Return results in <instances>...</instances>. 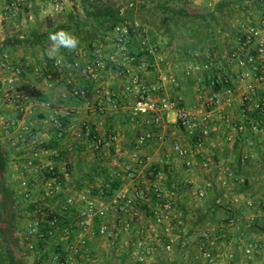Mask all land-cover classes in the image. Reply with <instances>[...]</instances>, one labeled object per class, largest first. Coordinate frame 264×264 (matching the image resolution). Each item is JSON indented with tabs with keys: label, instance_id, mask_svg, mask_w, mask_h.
<instances>
[{
	"label": "crops",
	"instance_id": "crops-1",
	"mask_svg": "<svg viewBox=\"0 0 264 264\" xmlns=\"http://www.w3.org/2000/svg\"><path fill=\"white\" fill-rule=\"evenodd\" d=\"M262 3L259 8V5L256 3H254L255 5L253 6L249 5L251 4L250 1L248 5L244 6L247 8L243 10L244 12L241 15L237 17H232L230 15L225 16L228 19L230 18L233 22H229L227 28L223 31L221 43L222 50H225V54L222 55L221 58L218 59V57L213 56L215 50H219L221 47L220 44H214V42L210 45L208 44L209 46H207L205 50H200V52L193 51L190 53L185 49L188 60L184 61V69L188 77V85L181 84L175 76L174 78L178 82V85L172 83L171 80L164 81L161 91L158 93L159 96L167 95L169 97H179L184 106L193 108L199 103L202 93L207 96L213 93V87L208 83L209 79L217 78L218 76L229 77L230 81L227 85L234 91L233 106L229 107L227 104H223L221 107L213 110V118L210 122V135L205 139L202 153L193 151V139L179 123L175 121L174 113L165 114L167 123L164 128L150 127L143 123L142 118L139 119L140 121L136 122L131 113V105L134 97L123 93L124 79L119 75L120 67L108 63H106L101 77V83L104 85L105 93V96L102 95V97L105 99H99L96 102L97 99L94 97L92 103L94 110H90L82 105L80 111L77 112L75 116L68 117V128L61 133L60 129L52 124V119L57 115V111L60 115H64L66 109H68L66 106L67 104L64 102V98L67 95L66 86L61 83L56 86H48L45 78H41L31 70L33 66L42 68L46 65L45 53L43 50L40 51V47L33 49L22 45L18 46L17 49L9 48L13 52L10 58L13 62H20L24 56L27 59L26 64H28V67L24 69L25 74L23 73V80L19 83L18 88L26 94L30 100L28 111L20 113L16 110L15 103L12 99L0 95V143L9 153L7 170L3 173L6 188H0V191H14L18 197V202L21 199L25 201V210L20 207L17 209L19 215L25 212L23 222L17 217L19 220L17 224L18 230L14 232V238L18 241L19 245V247L13 246L14 250H16L14 252L17 258L22 257V252L20 251L21 247L23 252L28 253V261L31 259L34 262L35 260V255L32 252L33 249L29 246L35 238L29 232V228L35 216L32 217L33 212L28 209L29 204L35 201L38 202L37 207L42 209L43 212L47 209H56L59 216L65 215L67 219L69 218L72 220V222L68 223V226L76 231L72 242L69 244L67 243V247L71 250L70 260H72L71 262L73 264L79 263L74 246H80L83 241H86V243L88 241L91 246L93 243V253H95L99 250L96 244H94V237H96V239L102 241L103 249L107 250L106 240L95 233L99 222L97 223V221H95L89 227H81L77 223V205L69 207L67 211L68 214L62 209L68 194L82 191L76 188V179L84 177L89 166L97 165L99 164L98 161H101L89 147L79 151L76 146L78 145L77 143H79L76 137L79 127L84 121H89L91 125L95 126L99 135L106 138L111 133L117 135L118 139L113 143L114 153L110 148L104 149L103 152L106 160L101 162L106 163L111 167L110 169H116L118 171L116 173L118 174L120 173L118 169L125 172L128 171V166H132L129 171L130 173L128 172V180L121 187L128 189L129 193L133 194L135 191L142 188L146 191H150L153 186L158 185L161 191H163L170 200L172 199L171 195H173V193L165 191V188H170L171 185L173 186V183L178 181L177 178L179 175L178 171L175 169V161L178 160L174 159H180L184 163V159L179 156L175 149L176 144L188 146L192 150L191 155L194 159L200 162L202 160L209 162V167L203 168L200 165H194L191 169H188L184 163L185 175L190 182H196L194 176L192 179H189L192 170L200 171V174L203 172L204 178L198 176V180L201 179L202 182H204L203 187L200 189L206 190V202L198 209L201 214L206 213V225L202 224V231L200 230L201 244L205 243L206 247L212 251L216 264H264V229L262 227L264 223L261 222V220L264 219V191L259 187H255L257 181L264 178V113L254 115V117L262 121L263 131L255 133L248 130L237 141H230L227 139L226 135L230 125L229 121L224 118L225 116H229L233 121H247V117L242 115L239 105L238 94L243 90V85L238 78L239 67L237 66L236 59L232 57V54L238 44L237 38L239 28L237 22L243 21L252 24L264 23V3ZM255 9H259L258 13ZM18 15H21V13L18 12ZM12 17L14 16L5 17L4 11L0 9V25L6 20H11ZM228 25L230 28H228ZM151 30L152 29H150V36ZM5 39L6 38L0 41V61L3 60L1 44ZM133 46L134 51L143 55L141 54L142 51L138 49L137 46ZM157 53L159 52L156 51L151 57L149 55L146 57L150 61L151 68H149L152 69V73L146 72L147 74H144V80L148 81L150 84L157 82L158 76L164 74L162 72V65L165 62L163 58L164 54L162 51L160 55ZM208 59L213 63L211 70L206 71L201 67L200 70L194 69L191 70V72L189 71V65L198 64L202 66ZM77 75L82 76L85 75V73L80 70V72H77ZM172 78L173 77H171V79ZM192 87L194 92L191 90ZM170 88H174V91L172 90L174 95L169 94ZM115 93H117V96ZM184 93L187 95L189 94L190 98L191 96L194 97V100H192V102L190 100L188 103L185 102ZM38 95H40V97L36 98ZM40 98L45 99V102L41 101ZM25 126L30 127L33 134H24L19 138V133ZM146 129H151L155 137L139 152L143 162H134L130 157L134 139L139 132ZM58 132L59 134H57ZM163 135L164 139H161L160 136ZM168 137L170 140L166 141ZM56 138L59 140L58 148L61 152H65L64 158L60 156L56 160V163L59 164L60 168L65 163L70 164L71 171L76 175L72 176L71 174V178L67 181H63L60 177L56 184H54L53 195H50V188L47 183L49 173L42 165L45 160L50 157L45 152L46 143L54 141ZM13 139L17 140L15 145H12L11 141ZM31 160L35 162L34 166H29L28 163ZM95 161L97 162L95 163ZM198 167H200L201 170H199ZM221 167L227 168V172H222L223 169H221ZM194 174L195 172L193 175ZM219 182L223 183L224 187H221L222 189L217 191L215 195L214 190ZM196 197L201 199L197 195V192ZM95 198L99 200H108V198L99 195H95ZM183 198L184 200L189 199L188 196H183ZM4 202V196L0 192V219L3 216ZM249 202L253 204L251 205ZM143 203L144 201L139 207V212L142 209ZM172 204L174 206L173 213L176 208L174 202H172ZM187 204V206H189L190 203L187 202ZM150 208H152V206ZM145 213L148 217L146 221L141 222L142 214L140 212V216L132 220V228L130 231H120L119 238H122L121 234L127 236L126 239L123 240L127 245L124 247L122 245L120 251L124 252L134 239L137 242L141 238L146 240L145 247L148 251L152 245H154L155 248L163 245L167 236L152 240L148 239L144 233H141L142 228L146 229L153 224L152 215L146 211ZM116 215H118L117 212ZM113 218H115V216ZM231 219H234L233 224L230 223ZM167 222L170 224V234L175 235L177 238L176 247L180 248L183 238L187 236L174 233L176 227L175 223L171 224L169 219ZM194 225L196 226L197 224L195 223ZM205 229L206 232L210 231L211 234L209 237H206V240H203ZM67 233L66 235L62 230H56L53 234L54 240H52L51 243L57 240H66L71 232ZM188 233H191V230L188 231ZM188 233L186 232V234ZM116 243H119V240ZM249 244L255 245L257 249L255 254L251 256L245 255V248ZM4 245L3 236L0 234V251ZM83 246L82 244V247ZM82 247L80 249H82ZM107 247L109 246L107 245ZM88 250L87 248L85 252L87 253ZM90 257L88 253V259L91 262L93 258ZM205 263L209 264L207 261H205ZM29 264L32 263L29 262ZM46 264H50V261L48 260Z\"/></svg>",
	"mask_w": 264,
	"mask_h": 264
},
{
	"label": "built area",
	"instance_id": "built-area-1",
	"mask_svg": "<svg viewBox=\"0 0 264 264\" xmlns=\"http://www.w3.org/2000/svg\"><path fill=\"white\" fill-rule=\"evenodd\" d=\"M30 0H0V9L4 11L5 17H11L18 12H22V9L29 4ZM211 3H218L221 0H209ZM47 5H51L56 10L62 8L61 0H50ZM238 38L237 48L232 54V57L236 59L237 66L239 67L238 78L243 85V90L238 94L239 105L241 107L242 115L247 117V121L244 120H231L229 116H225L229 121V129L227 131V139L230 141H237L246 131L258 133L263 131L262 121L258 120L254 115H260L264 113V23L252 24L249 22H237ZM108 43L98 47L95 52L97 57L93 62L86 61V65L82 67L81 59L87 58V53L84 50H77L74 52V62L70 63L68 60L58 58L54 64L60 69L66 62L76 69L82 70L85 74L90 73L95 79L102 77V71L106 66L107 59L112 60V64H115L119 69V75L123 80V93L126 95H132L134 97L131 105V113L133 119L141 117L143 123L148 126H155L157 128H164L167 119L165 114L174 113L175 121L188 133L193 139L194 149L196 153H202L205 144V139L210 135L211 126L210 122L213 118V110L221 107L223 104L232 107L234 102V91L227 84L229 83V77L218 76L217 78H211L210 86L213 87V93L200 95L199 103L193 107L188 108L184 106L179 97H169L167 95L159 96L164 81H172L175 85L178 82L173 77L169 79L164 74L158 76L157 82L149 83L144 80V74L150 67V61L146 58L148 55H154L157 51L156 46H153L150 42V28L143 25L138 20H125L122 23L116 25V27L107 36ZM133 41V42H132ZM137 43L141 51H145L143 55H139L138 52L132 51V46ZM112 49V51H108ZM104 50H107L103 52ZM0 61V95L5 98H10L15 103V108L20 113L28 111L30 106V100L26 94H24L19 88V83L23 80L22 66L18 63H13L12 60ZM212 61L206 60L202 66L198 64L189 65L188 69H199L202 67L204 70L209 71L212 69ZM34 72L42 77L40 67H35ZM51 75L44 77L46 84L51 86L49 79ZM219 84V85H218ZM219 86V88H217ZM97 93L100 95L104 91V85L101 83L97 86ZM207 89V86H206ZM80 91L85 94L87 91L79 88L76 92ZM84 106L90 110H94V106L91 101H87ZM80 109L73 108L66 111V113H77ZM57 115L52 119V124L58 128L63 126L60 119V113L57 111ZM140 119V118H139ZM83 129L87 136L91 132V126L89 121L83 123ZM24 134L32 135L30 127H23L19 133V138ZM78 137L82 135L77 132ZM155 137L154 132L151 129H146L139 132L133 142L132 150L130 151L131 160L134 162L142 163L143 159L139 154L140 150L147 146L148 143ZM164 139V135L160 136ZM118 139L117 135L110 134L107 138L95 135L90 140L89 147L93 150L100 148L109 149L114 142ZM12 145H15L17 140L13 139ZM175 149L180 157L184 159V163L188 169H191L194 165H200L203 168L209 167L210 163L206 160L201 162L194 159L191 153L192 150L185 145L176 144ZM50 157L45 160L43 167L47 172L51 173L48 177V186L50 188L49 194L53 195L54 184L61 179L67 181L71 178V173L68 164L65 163L60 168L56 160L60 157V151L58 148L46 149L45 151ZM29 166H34L33 160L29 161ZM132 166H128L127 170L130 171ZM222 172H227V168L221 167ZM130 173V172H129ZM71 189V188H70ZM153 190L158 198V201L152 205L151 212L153 218V224L149 227L142 228L141 233H144L148 239H157L162 236H167L158 248L162 250L171 251L176 246V236L170 234V224L167 222L170 214L173 211V204L171 200L164 196L161 192V188L158 185L153 186ZM71 191V190H70ZM206 194L205 189H199L197 195L201 198ZM147 199V191L142 188L135 191V193H129L128 189L120 188L115 191L108 200L97 199L90 188L83 189L67 195V199L62 206L64 211H67L70 206L77 205V223L81 227H89L97 219L99 220L96 234L103 237L107 245L113 247L119 239L121 230H131L132 220L140 216L139 207L142 202ZM251 205L252 202H249ZM116 212L118 215H116ZM115 216V218H113ZM58 221V216L54 217L52 223ZM40 219H35L30 226L31 233L38 232ZM230 223H234V219H231ZM210 231H205L203 240L209 237ZM86 241H83L80 246H74L76 252L84 245ZM146 240L139 239L137 241V247L135 253L140 261H148L149 254L152 247L147 250ZM154 246V245H153ZM32 248V246H31ZM256 246L249 244L245 248V255L251 256L256 252ZM201 256L209 264H216L215 257L212 251L206 247L203 243L199 247ZM69 262V261H68ZM58 264H69L64 261L58 262ZM72 264V263H70Z\"/></svg>",
	"mask_w": 264,
	"mask_h": 264
},
{
	"label": "trees",
	"instance_id": "trees-1",
	"mask_svg": "<svg viewBox=\"0 0 264 264\" xmlns=\"http://www.w3.org/2000/svg\"><path fill=\"white\" fill-rule=\"evenodd\" d=\"M174 0H80L82 12L77 15L76 19L74 20L75 23H73L69 29L65 28L66 32L73 33L74 35H79L81 37V46H77L74 50H69L67 48L61 47L59 50V53L50 55L47 53V46L45 44V40L49 38L50 33L58 32L62 27H54L50 29V27L46 30H41L37 27H34L29 31L28 34L24 36L22 31H17L16 34L6 37L5 41L2 42L1 49L3 51V60H7L5 58V55H7L8 59L11 58V55L13 52L11 49H17L18 46H28L33 49L36 47H40L41 50L44 51V55L46 58V65L44 67H40L42 77L44 78L46 76L51 75L49 77L52 85L56 86L57 84L61 83L62 85L66 86V97L64 98V102L67 104L66 106L68 110L80 109L82 105H84L87 101H91L93 103L94 97L97 99L96 102L100 99L104 100L105 98L102 97L105 96L104 91L102 94L97 93V86L100 84V79H95L90 73H86L85 75L78 76L77 72H80L79 70H76L72 68L68 62L72 63L74 62L75 54L74 52L77 50H84L87 53V58L81 59V65L82 67L86 65V61L93 62L94 59L97 57L95 50L100 47L103 44H107V36L111 33V31L116 27V25L122 23L125 20H134L138 19L140 20L143 25L148 26V28L151 30V36H150V42L153 44V41L156 37V30L153 29L151 24L148 21H143L142 19L138 18L136 15V12L139 13L142 11V9L146 7H154L159 8L164 12V15L162 17V24L166 28L167 32L172 36L173 30L171 23L174 21V19L179 15L180 17H183L185 19H189L192 16L200 15L202 17H210L214 21H219V15L220 13H223V10L230 5L232 1L229 0H221L214 7L212 10H199V11H193L192 13L189 12L188 6L183 7H175L173 6L172 2ZM253 3H256L257 5H260L262 3V0H251ZM188 2V1H187ZM263 4V3H262ZM247 7L243 6V9ZM21 13V11L19 12ZM210 28V24H208ZM63 29V28H62ZM89 33V34H87ZM72 34V35H73ZM83 34V35H82ZM83 36V37H82ZM214 36V37H213ZM207 38H212V42L214 44L216 43L214 40L215 33L214 31H209L206 34ZM133 42V41H132ZM211 42V43H212ZM135 46H137L138 49H140L137 45V43H134ZM134 46H132V51ZM107 50H104L105 52ZM108 51H112V49H108ZM145 53V51H142L141 54ZM50 55V56H49ZM140 55V54H139ZM151 57V55H149ZM58 58H63L68 60V62L65 63L64 66H61L60 69L55 66L54 62ZM11 60V59H10ZM26 57L24 56L20 62L18 63L20 66H22V76L23 73L25 74L24 69H27L28 64H26ZM108 64H112L111 59H105ZM15 63V62H13ZM35 67L33 66L31 70L34 71ZM24 71V72H23ZM211 79L208 80V83L210 84ZM51 85V86H52ZM219 85V84H218ZM82 88L86 90L87 92L85 94L81 93L80 91L76 92V89ZM218 88V86H217ZM117 96V93H115ZM40 95H38L36 98H39ZM41 101L45 102V99L40 98ZM98 108V107H97ZM64 115H60V119L63 123V126L60 129L61 133L62 131H65L67 127V120L70 116H75L76 113H66ZM133 117V116H132ZM141 118V117H139ZM139 118H137L139 120ZM137 122V120L135 119ZM85 122V121H84ZM83 122V123H84ZM83 123L79 127L77 132H80L82 135L81 137H78L76 134V137L78 138L77 141V149L80 151L82 149H86L89 147L90 140L94 138L95 135H99L95 129V126L91 125V132L87 136L85 135V131L83 129ZM55 126V125H54ZM155 127V126H154ZM59 134V132L57 133ZM115 135L114 133H111ZM101 136V135H100ZM59 140L56 138L54 141H50L46 143V149H54L58 148ZM90 148V147H89ZM59 149V148H58ZM91 149V148H90ZM105 148H100L98 150H93L95 152V155L101 159V161L106 160L105 154H104ZM112 152L114 151V146L112 145L110 147ZM60 151V156L64 158L65 152ZM114 153V152H113ZM101 161H98L99 164L94 166H89L87 173L84 175V177H79L76 179V188L79 190L90 188L94 195H99L104 198H109L115 191L120 189L128 180V172L129 171H121L119 170V174L116 169H110L106 163H103ZM9 162V153L3 148V146L0 143V188H6L4 184V178L3 173L6 172L7 166ZM97 161H95L96 163ZM70 173L72 176H75L76 174L71 171V166L68 164ZM49 176H51V173L49 172ZM2 195L4 196L5 202L3 205V216L0 219V234H2L5 245L2 246V249L0 251V264H29L27 260L28 253L23 252V250L20 247V251L22 252V257L17 258L16 254L14 252L13 246H18V241L14 238V232L15 230H18L17 224L19 223V220L17 217L19 216L18 212V197L14 191H0ZM162 194L163 191H161ZM164 196H166L164 194ZM158 201V198L153 190V188L150 189V191H147V199L144 200V203L142 205V209L145 210L147 213L152 215L151 212V206L155 204ZM38 202H32L29 204L28 209L33 212L34 219H40V225L38 232L35 234L31 233V229L29 228V232L35 237L33 242L29 244V246H32L33 254L35 255V260L33 264H46V262L49 260L50 264H58L60 261H64L67 263H72L70 260L71 258V250L67 247V245L72 242L73 236L75 234V231L68 226V223L72 222L71 219H67V217L64 215L59 216L58 211L55 209L53 210H46L45 212L42 211V209H39L37 207ZM71 207V206H70ZM39 209V210H38ZM264 209V208H263ZM71 210V208H70ZM42 211V212H41ZM68 211V210H67ZM66 213L68 214V212ZM58 216V221L56 223H52L54 220V217ZM202 216H205L203 214ZM203 220V217H199L198 221ZM264 220V219H263ZM97 223L99 220H96ZM264 229V224L262 225ZM69 228V229H68ZM73 228V227H72ZM56 230H62L63 233L66 235L67 232H71V234L66 238V240H57L51 243L53 239V234ZM56 238V237H55ZM68 243V244H67ZM90 244L87 241L85 242L82 249H80L76 256L78 258V261L80 264H91L88 259V252L86 253L85 250L87 248L90 249ZM137 247V242L134 239V241L129 245V248L125 250L124 252L120 253L118 257L114 258H108L105 259L104 264H192V263H181L178 260H171L167 257H159L157 260L150 262L148 261H140L135 253V248ZM28 252V251H27ZM69 261V262H68ZM73 264V263H72Z\"/></svg>",
	"mask_w": 264,
	"mask_h": 264
},
{
	"label": "rangeland",
	"instance_id": "rangeland-1",
	"mask_svg": "<svg viewBox=\"0 0 264 264\" xmlns=\"http://www.w3.org/2000/svg\"><path fill=\"white\" fill-rule=\"evenodd\" d=\"M49 1L50 0H30L29 4H27L25 8L22 9L21 15H18L17 13L15 15L13 14L14 17H12L11 20H6L5 22H3L2 25H0V41H2V39L6 37L16 34L17 31H22L25 36L34 27H37L41 30H46L49 27L50 29L54 27H62L63 29L61 28L60 31H65V28L69 29L70 27H72L71 25L75 23L74 20L76 19L77 15L82 12L80 0H61L63 5L62 8L59 10H56L51 5H47ZM229 1H232L230 5L223 10V13L218 14V22L214 21L210 17L206 18L200 15L192 16L189 19H185L178 15L171 23V28L173 30L172 36L169 34V32H167L166 28L162 24V17L164 15V12L161 9L149 6L142 9V11L139 13L136 12V16L138 18L142 19L143 21H148L151 26H153L152 28L156 30L155 32H157V35L153 41V46H156L157 52H159L157 53L158 55H160L161 51L164 54L163 58L165 59V62L162 65V72L167 77H169V79H171V77L176 76V78L181 84L188 85V77L184 69V61L188 60V55L185 52V49L188 50L190 53L193 51L200 52V50L202 49L205 50L206 47L209 46L212 42V38L210 39L206 37V34L210 30L214 31L215 33L214 40H216V44H220L221 46L219 50H215L213 56H216L219 59L222 55L225 54V50H222L221 38L224 29L227 28V24L232 21L230 18L228 19L225 16L230 15L232 17H237L241 15L244 12L243 6L248 5L251 0ZM262 2L264 3V0H262ZM172 4L175 7L188 6L190 13L199 10H212L214 5H216L214 3H211L209 0H174ZM249 5L253 6L255 4L251 1V4ZM255 11L258 13L259 9H255ZM208 24H210V28ZM228 28H230L229 25ZM74 36L79 40L78 45L81 46L82 38L79 37V35ZM45 44L48 48V54L53 55L59 53L60 48L57 51L53 46V42L49 38L45 40ZM39 49L41 51V48ZM150 68L147 70V73H152V69ZM172 90L174 91V88L169 89L170 95H174L172 93ZM191 90L194 92L193 87L191 88ZM183 96L185 102L187 103L188 101L190 102V100L191 102L192 100H194V97L191 96L190 98L189 94L187 95L186 93H184ZM168 140H170L169 137L166 141ZM174 160H178L175 161V169L178 171L179 175L177 178L178 181L176 183H173V186L171 185L170 188H165V191L173 193V195H171V200L172 202H174L176 208V210H174V212L170 214L169 220L171 221V224L175 223L176 225L174 233H180L182 234V236L187 237L183 238L180 248H177L175 246L171 251L162 250L161 248H155V246L152 245V249L150 251L151 258L149 259V261L153 262L159 257H167L171 260H178L181 263H187L191 261L189 263L206 264L204 258L199 252V247L202 243L200 240V230L202 231V224L206 225V213L205 216H202L203 214L198 211V209H200L199 207H201L202 204L206 202V194L204 197H201V199L196 197V192H198V190L203 187L204 182H202L201 179L198 180V176L200 178H204L202 174L203 172L200 174V171L198 172L196 170H192L189 179H192L194 176L196 182H190L187 180L188 177L185 175L184 163L180 159ZM198 169L201 170L200 167H198ZM194 172L195 174L193 175ZM221 187H224L223 183L219 182L218 186L214 190L215 195L217 194V191H220L222 189ZM255 187H259L264 191V178H261L259 181H257ZM183 196H188L189 199L184 200ZM187 202L190 203L189 206H187ZM18 205L21 209L25 210V201L23 199L18 202ZM140 212L142 214L141 222L146 221L148 217L145 213V210L141 209ZM18 217L19 220L23 222L25 212H22V214H20ZM199 217H203V220L198 221L197 219H199ZM261 222L264 223V220L262 219ZM195 223L197 224L196 226L194 225ZM190 230L191 233H188V231ZM186 232L188 234H186ZM121 236L122 238L118 239L119 243H117V245L115 244L113 247H107L106 244L107 250L103 249L104 247L102 246V241L94 237V244H96V247L99 250H97L98 252L93 253L94 246L93 243L90 242L92 243V246H90V249L88 248L90 251H87L89 253V256L93 258L90 263L104 264L106 261L105 259L118 257V255L122 253V251H120V249L122 248L121 246L123 245L124 247L127 245L125 241H123L124 239H126L127 236L125 234H121ZM28 262H31L33 264V261L31 259Z\"/></svg>",
	"mask_w": 264,
	"mask_h": 264
},
{
	"label": "clouds",
	"instance_id": "clouds-1",
	"mask_svg": "<svg viewBox=\"0 0 264 264\" xmlns=\"http://www.w3.org/2000/svg\"><path fill=\"white\" fill-rule=\"evenodd\" d=\"M49 39L53 42V46L57 51L61 47L74 50L79 44V40L74 35L64 30L50 33Z\"/></svg>",
	"mask_w": 264,
	"mask_h": 264
},
{
	"label": "water",
	"instance_id": "water-1",
	"mask_svg": "<svg viewBox=\"0 0 264 264\" xmlns=\"http://www.w3.org/2000/svg\"><path fill=\"white\" fill-rule=\"evenodd\" d=\"M13 249H14V247H13ZM14 251H16V250H14Z\"/></svg>",
	"mask_w": 264,
	"mask_h": 264
}]
</instances>
